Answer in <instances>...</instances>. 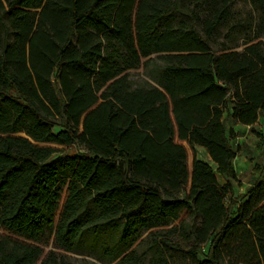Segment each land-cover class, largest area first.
<instances>
[{
  "label": "trees",
  "instance_id": "trees-1",
  "mask_svg": "<svg viewBox=\"0 0 264 264\" xmlns=\"http://www.w3.org/2000/svg\"><path fill=\"white\" fill-rule=\"evenodd\" d=\"M261 113L264 0H0V264H264Z\"/></svg>",
  "mask_w": 264,
  "mask_h": 264
},
{
  "label": "rangeland",
  "instance_id": "rangeland-1",
  "mask_svg": "<svg viewBox=\"0 0 264 264\" xmlns=\"http://www.w3.org/2000/svg\"><path fill=\"white\" fill-rule=\"evenodd\" d=\"M130 77L137 81L142 82L147 80V76L144 74L142 68L129 71ZM228 126H232L235 133L229 139L231 147L236 151V156L232 161L235 177H229L216 174L217 180L220 184L225 183L226 180H230L232 183V190L226 195V201H228L230 195L232 197H239L249 186L251 179L264 169V113L258 116L256 122L252 125H243L239 123H232L231 120L227 121ZM57 129V128H56ZM57 147H63L56 145ZM77 147L72 146L66 150L70 151ZM188 152V166H191L192 152L187 147ZM196 156L203 160H206L210 164V160L207 152L201 148H196ZM50 245L46 249H49ZM72 258L80 259L83 255L72 254ZM96 264H102L90 259Z\"/></svg>",
  "mask_w": 264,
  "mask_h": 264
}]
</instances>
